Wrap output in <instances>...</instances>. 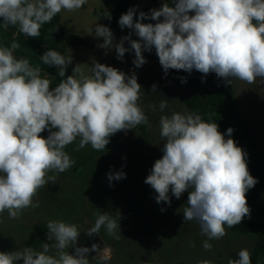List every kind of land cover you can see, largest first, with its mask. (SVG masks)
<instances>
[{
  "label": "clouds",
  "instance_id": "obj_1",
  "mask_svg": "<svg viewBox=\"0 0 264 264\" xmlns=\"http://www.w3.org/2000/svg\"><path fill=\"white\" fill-rule=\"evenodd\" d=\"M86 3L0 0V24L37 38L41 26L62 10L75 11ZM135 14L136 8L128 9L118 24L121 29H131L139 39L133 40L130 32L114 43L112 30L96 24V37L104 41L97 47H114L121 61L127 51H134L136 68L147 62L143 52L154 48L165 75L169 69L189 74L196 70L204 76L215 73L226 85L233 80L249 84L257 78L264 80V0H172L171 5L163 3L150 14L141 11L134 20ZM146 19L156 22L143 23ZM125 40L129 48L124 46ZM19 47L15 41L10 47H0V214L7 211L11 219L27 208L39 207L33 198L40 188L56 180L49 173L72 168L75 161L65 148L77 138V151L87 145L101 151L117 132L148 124L138 103L142 86L135 72L127 75L94 62L90 75L76 65L73 74L66 76L72 56L49 50L40 61L59 68L60 77L66 76L52 88L49 79L41 78L39 67L15 57ZM180 79L187 82L185 77ZM151 91H156V85ZM165 107L166 102L161 101L159 108ZM159 123L163 155L144 182L157 193L158 204L170 206V191L177 199L188 192L183 220L198 222L201 234L207 237L203 248L211 250L209 241L224 237L225 226L231 228L250 218L246 193L258 180L249 172L247 153L231 138L233 128L221 133L216 122H206L199 114L174 112L161 116ZM45 130L49 133L46 138L41 135ZM125 177L123 171L108 174L110 183ZM96 216L94 226L86 232L89 236L104 227L109 236L120 239V216L100 211ZM46 227L47 239L54 243H43L40 251L25 247L0 252V264H89L86 254L96 251V244L76 247L75 254L68 251L81 233L76 224L51 220ZM199 264L213 262L202 260ZM227 264H252L251 253L241 249Z\"/></svg>",
  "mask_w": 264,
  "mask_h": 264
},
{
  "label": "rangeland",
  "instance_id": "obj_2",
  "mask_svg": "<svg viewBox=\"0 0 264 264\" xmlns=\"http://www.w3.org/2000/svg\"><path fill=\"white\" fill-rule=\"evenodd\" d=\"M138 1L143 6L151 4V0ZM104 9L101 0H87L78 10H62L51 22L41 26L37 38L20 33L15 26L5 29L0 24V47H10L14 41L19 43L15 57L28 59L32 67L39 68L55 67L40 61L46 51L55 50L65 57L72 56V64L68 66V73L66 71L68 75L73 74L76 65L85 75H90L94 62L115 67L126 74L134 60L129 51L121 61L116 58L114 47L107 50L97 47L104 42L103 37L95 34L96 24H106L101 15ZM70 36H79L84 43L68 47L65 37ZM119 42L114 39V43ZM124 46L127 48L125 41ZM140 69L142 73L137 78L142 88L138 103L148 117V124L112 135L105 150L97 151L89 145V148L85 146L77 151L79 138L66 146L65 151L75 164L63 173H49L56 176L55 182L39 189L41 198H33V203L38 202L39 207L25 209L31 216L29 223L20 228L13 225L12 231L8 232L9 247L0 244V252L22 251L25 247L40 251L43 243H54L47 239L48 221L74 223L83 233L94 226L99 211L109 212L114 218L120 216L121 236L115 239L101 227L98 235L106 247L87 257L89 264H199L202 260L227 264L228 259L237 257L241 249L254 250L257 241L254 235H241L227 226L226 235L209 241L213 245L211 250L204 249L203 242L207 237L201 234L198 222L183 220L187 191L179 199L170 191V206L156 202L157 193L144 181L154 162L163 155L164 140L159 121L161 116H171L174 112L193 113L186 103L192 89L175 81L171 69L165 75L159 60L145 63ZM40 76L45 78L41 72ZM153 85H156L155 92L151 91ZM232 85L239 110L251 121L264 146V80L257 78L251 84L233 80ZM161 101L166 102L163 110L159 108ZM89 157L93 158L91 162H88ZM118 171H123L126 177L110 183L108 174ZM72 247L68 249L69 254Z\"/></svg>",
  "mask_w": 264,
  "mask_h": 264
},
{
  "label": "trees",
  "instance_id": "obj_3",
  "mask_svg": "<svg viewBox=\"0 0 264 264\" xmlns=\"http://www.w3.org/2000/svg\"><path fill=\"white\" fill-rule=\"evenodd\" d=\"M101 1L105 5L101 15L105 17V26L112 30L115 40H121L130 32L133 40L139 39L131 29H121L118 24L120 16L128 9L136 8L135 20L141 11L150 14L151 9H159L163 3L172 4V0H151V4L147 6L141 5L138 0ZM107 13L110 16H106ZM142 22L154 24L156 21L146 19ZM125 42L129 48V42L127 40ZM83 43L84 40L79 36L65 37V45L68 47ZM129 53L135 58L134 51L130 50ZM143 55L148 64L159 60L154 48L150 52H143ZM171 70L175 81L182 83L180 77H185L187 82L182 84L191 87L186 103L193 113L201 115L206 122H216L221 133H226L229 127L233 128L231 138L247 153L249 172L258 180V183L246 193L247 203L251 209L250 218L246 217L241 224L229 229L241 235H254L257 241L254 250L250 252L252 264H264V146L260 143L259 134L251 121L239 110L235 99L236 90L232 84L226 85L216 74L204 76L196 70L190 74L184 70ZM225 138H228L227 135Z\"/></svg>",
  "mask_w": 264,
  "mask_h": 264
},
{
  "label": "crops",
  "instance_id": "obj_4",
  "mask_svg": "<svg viewBox=\"0 0 264 264\" xmlns=\"http://www.w3.org/2000/svg\"><path fill=\"white\" fill-rule=\"evenodd\" d=\"M69 68L70 67H68L66 70L67 73L69 71ZM59 70L60 69L56 68V67H41L40 68V72L42 73V77H45L46 79H49L51 81V87L52 88L56 87L62 79H65L64 77H60L58 75ZM66 75H68V74H66ZM48 134L49 133L47 130H45L43 133H41V135L44 136L45 138L48 136ZM87 147L89 148V145H87ZM91 159H93V158L89 157L88 162H91ZM87 166L89 167L90 164H87ZM52 183L53 182H51V181L49 182V184H51V185H52ZM37 196H39L38 193H37ZM30 217H31L30 214L26 210H23L22 214L17 219L9 218L7 211H5L3 214H0V244H3L4 247H6V248L9 247L8 232L12 231L13 225L18 226L20 228V227H23L25 225V223H29ZM39 221H41V220H39ZM88 229H90V228H88ZM87 230L85 232H87ZM85 232H83V233H85ZM105 247H106V245H105Z\"/></svg>",
  "mask_w": 264,
  "mask_h": 264
},
{
  "label": "water",
  "instance_id": "obj_5",
  "mask_svg": "<svg viewBox=\"0 0 264 264\" xmlns=\"http://www.w3.org/2000/svg\"><path fill=\"white\" fill-rule=\"evenodd\" d=\"M93 244L97 245L96 251H90L86 254L87 257H92L94 254H96L98 251L103 250L105 247V243L101 239V237L98 234H93L89 236L86 232L80 234L78 237V240L76 244L72 247L70 254H75V248L76 247H88L91 248Z\"/></svg>",
  "mask_w": 264,
  "mask_h": 264
},
{
  "label": "built area",
  "instance_id": "obj_6",
  "mask_svg": "<svg viewBox=\"0 0 264 264\" xmlns=\"http://www.w3.org/2000/svg\"><path fill=\"white\" fill-rule=\"evenodd\" d=\"M133 72H135L136 76L138 77L142 73V69H140V67L136 68L134 64L128 66L126 74L131 75Z\"/></svg>",
  "mask_w": 264,
  "mask_h": 264
},
{
  "label": "flooded vegetation",
  "instance_id": "obj_7",
  "mask_svg": "<svg viewBox=\"0 0 264 264\" xmlns=\"http://www.w3.org/2000/svg\"><path fill=\"white\" fill-rule=\"evenodd\" d=\"M97 253H99V252H97ZM97 253H96V254H97ZM96 254H94V255H96Z\"/></svg>",
  "mask_w": 264,
  "mask_h": 264
}]
</instances>
